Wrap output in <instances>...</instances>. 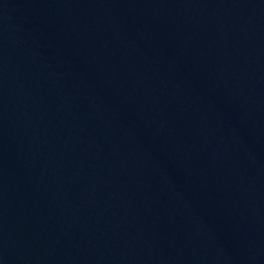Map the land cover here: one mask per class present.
Instances as JSON below:
<instances>
[{
	"label": "water",
	"instance_id": "obj_1",
	"mask_svg": "<svg viewBox=\"0 0 264 264\" xmlns=\"http://www.w3.org/2000/svg\"><path fill=\"white\" fill-rule=\"evenodd\" d=\"M0 264H264V0H0Z\"/></svg>",
	"mask_w": 264,
	"mask_h": 264
}]
</instances>
